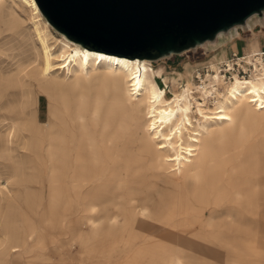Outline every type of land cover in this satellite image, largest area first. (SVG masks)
<instances>
[{"label": "bare ground", "instance_id": "bare-ground-1", "mask_svg": "<svg viewBox=\"0 0 264 264\" xmlns=\"http://www.w3.org/2000/svg\"><path fill=\"white\" fill-rule=\"evenodd\" d=\"M41 15L36 0H0V34L24 45L7 86L34 104L44 94L49 107L46 120L37 108L30 117L27 98L13 110L0 133L13 163L5 179L20 176L31 195L27 181L47 186L50 199L23 237L5 220L0 263L48 260L51 244L61 253L77 243L82 256L132 264H264V78L236 77L200 101L187 65L169 76L119 49L83 47ZM1 109L12 112L9 102ZM17 193L0 181V203Z\"/></svg>", "mask_w": 264, "mask_h": 264}, {"label": "water", "instance_id": "water-1", "mask_svg": "<svg viewBox=\"0 0 264 264\" xmlns=\"http://www.w3.org/2000/svg\"><path fill=\"white\" fill-rule=\"evenodd\" d=\"M47 21L83 47L101 44L156 62L198 51L235 28L264 26V0H36Z\"/></svg>", "mask_w": 264, "mask_h": 264}, {"label": "rangeland", "instance_id": "rangeland-1", "mask_svg": "<svg viewBox=\"0 0 264 264\" xmlns=\"http://www.w3.org/2000/svg\"><path fill=\"white\" fill-rule=\"evenodd\" d=\"M28 10H29V7H28ZM36 19L42 25L44 24L45 20H47L43 14L41 16H38ZM27 26L30 27L32 25L31 23H28ZM50 29L53 31L51 27ZM54 33L56 34V32ZM56 35L59 36V34H56ZM258 40L264 43V26L263 25H258V27L253 26V31L248 32V33L242 30L240 32V35L237 36L236 38L223 37L222 43L216 47H213V48L203 47L202 49H199L198 51H195V52L190 51L181 56L175 55L171 58L162 59V60L152 62V63L154 66L164 65V69L165 71H167L169 76L175 70L183 71L184 69H186L185 65H187L188 71H190L189 73L192 74V70L195 67H197L201 63H205V61L211 60L213 56L216 55V53L224 57L226 53V51H224V48H227V49L235 48L234 47L235 42L237 43L238 49L242 50L243 47H245V45L247 46V43L250 44ZM23 46L24 45H22V43L16 38L4 39V33L0 34V77H2V79L0 78V103L2 105H7V103L9 102L10 108L12 110V112L10 113L8 112V110H5V109L0 110V133H4L7 131V128L11 125V121H12L11 117H15L16 111H13V110L18 109V105H20V102L24 98H27L29 100L28 109L30 112L29 114L30 117H33V114L36 112V108H37V113L41 120H46L48 117L47 113L49 111L48 110L49 107H48V98L46 95L40 94L38 104H34L33 94H30L24 97L22 96L20 90L12 86H7V83L5 81V78L7 77L8 73L14 69L15 61L20 57L21 52L23 51ZM191 80L193 82L192 78ZM185 82H184V79L183 80L181 79L180 83L184 84ZM169 85L170 87H172L171 81L169 82ZM178 88H179L178 86H175L173 89L177 90ZM26 139L27 138H25L24 136L21 137V135L19 136V138L15 137V140L17 141V147L20 152L24 151L23 146L25 143L24 140ZM1 151H2V141L0 140V173L4 177L0 181L2 185L6 184L7 188L11 192L13 190L15 191L18 190V193L16 197V202L13 201L12 204H9V205L4 204V202L0 203V243L5 238V235H4L5 220H7V222L9 221L10 224H12L13 226V230L18 235L23 237V235L26 234V229L29 226V223L27 222V220L31 219L33 220V224H36L35 222L38 221V217H40L44 212H49V206H50L49 190L47 186L41 188L40 183L34 182L33 180H31L30 182L27 181L31 185V187L37 190V191L35 190L36 192H32V195H31V191L24 189V185L22 183V181L24 180H21L20 176H18V178L15 179V181L7 183L5 178L11 173V166L13 165V163H12V160L4 156V154ZM25 165L26 163L24 164V166ZM23 175H24V172H23ZM36 195L38 196V198ZM31 201H33V204L35 202L37 203L33 205ZM32 210H35V211H32ZM49 229L53 230L54 232H57L58 230L56 226H54V228L52 227ZM61 238H64V237H61ZM67 245H66L67 247L65 246L62 249V252L60 253L59 250L55 249L53 247V244H51L49 246L50 247L49 254L51 257L50 259L43 260V261H39V260L33 261V259H29L28 257H26L22 259L23 261L21 260V264H130V263L132 264V261L130 260L127 261L124 259H115V258H112V259H103V258L95 259L94 258L93 259L85 255L82 256L79 252L80 251L79 246L77 247L78 245L77 243H73V244L69 243ZM262 246L264 249V245ZM61 254H71V257H69L68 255L63 256ZM137 263L139 262H136V264Z\"/></svg>", "mask_w": 264, "mask_h": 264}, {"label": "built area", "instance_id": "built-area-1", "mask_svg": "<svg viewBox=\"0 0 264 264\" xmlns=\"http://www.w3.org/2000/svg\"><path fill=\"white\" fill-rule=\"evenodd\" d=\"M253 26L258 27V25L248 26L247 30L235 28L236 32L232 38L239 36L242 30L247 33L253 31ZM236 77L264 78V47L255 51L246 48L229 49L220 61L213 63L209 60L199 64L194 68L192 75L195 86L192 93L203 101L201 94L206 91V101L211 103L220 97L219 95Z\"/></svg>", "mask_w": 264, "mask_h": 264}, {"label": "crops", "instance_id": "crops-1", "mask_svg": "<svg viewBox=\"0 0 264 264\" xmlns=\"http://www.w3.org/2000/svg\"><path fill=\"white\" fill-rule=\"evenodd\" d=\"M257 42H259V45H260V48H263L264 47V43L262 42V41H257ZM235 44V48H233V49H238V46H237V43L235 42L234 43ZM249 45V43H247V47H246V45H245V47H243V48H246V49H248V46ZM231 47V46H230ZM226 49V50H225ZM227 50H229V49H227V48H224V51H226L227 52Z\"/></svg>", "mask_w": 264, "mask_h": 264}]
</instances>
